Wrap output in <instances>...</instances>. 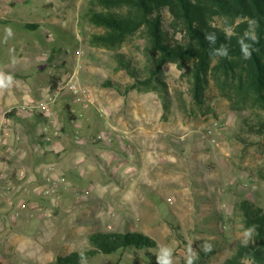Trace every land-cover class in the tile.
I'll list each match as a JSON object with an SVG mask.
<instances>
[{"label":"rangeland","instance_id":"obj_1","mask_svg":"<svg viewBox=\"0 0 264 264\" xmlns=\"http://www.w3.org/2000/svg\"><path fill=\"white\" fill-rule=\"evenodd\" d=\"M87 7L88 0H0V115L28 116L27 105L48 94L49 89L43 90L53 78L75 70L77 95L86 99L80 107L92 119L89 145L106 143L117 153L119 169L137 181L132 201L106 208L84 200L82 186L62 187L47 198L48 210L63 213L57 223H49L39 238L22 236L15 254L8 251L6 227H0V264H45L58 255L86 250L87 237L95 231L141 232L155 241L152 253L161 264L164 249L171 251V264H194L197 246L207 244L215 250L204 264H219L247 233L240 202L264 213V136L248 127L251 113L264 117V110H232L209 77L202 102L195 103L189 64L163 67L165 100L150 90L126 92L134 79L118 68L116 56L129 59L142 78L147 39L137 32L116 47L92 43L90 36L104 30L87 20ZM162 19L165 25L171 22L167 13ZM27 24L38 27L27 30ZM73 98L70 93L60 96L57 116L77 114ZM66 133L71 142V132ZM118 176L113 184L122 185ZM7 190L3 196L9 198ZM24 202L20 197L14 206L19 209ZM5 203L13 214L12 205ZM143 263L140 256L122 252L98 254L82 264Z\"/></svg>","mask_w":264,"mask_h":264},{"label":"trees","instance_id":"obj_2","mask_svg":"<svg viewBox=\"0 0 264 264\" xmlns=\"http://www.w3.org/2000/svg\"><path fill=\"white\" fill-rule=\"evenodd\" d=\"M122 8L124 12L113 11ZM164 13L171 18L169 25L164 24ZM85 15L104 30L90 36L92 43L116 47L137 32L145 35L142 78L129 59L116 56L118 68L134 79L126 92L150 90L165 100L163 67L173 63L181 69L189 64V90L195 103L202 102L209 77L232 110H264V0H88ZM37 27L27 24L24 28ZM56 80L53 78L51 89ZM251 114L248 127L264 136V117ZM239 208L247 233L228 248L230 254L219 264H264V213L245 200ZM87 243L86 250L58 255L45 264H82L98 254L122 252L140 256L143 264H161L152 253L155 241L141 232L95 231L88 235ZM197 249L194 264H204L215 250L207 244Z\"/></svg>","mask_w":264,"mask_h":264},{"label":"crops","instance_id":"obj_3","mask_svg":"<svg viewBox=\"0 0 264 264\" xmlns=\"http://www.w3.org/2000/svg\"><path fill=\"white\" fill-rule=\"evenodd\" d=\"M48 89L51 85L43 93ZM87 101L93 104L91 99ZM80 106H75L78 107L75 115L60 112L52 119L41 115L12 114L3 118L0 115V227H6L7 248L12 255L20 250L22 236L25 240L39 238L49 223H57L63 213L48 210L47 198L58 194L62 187L82 186L87 195L84 200L101 202L106 208H113L114 203L127 206L132 201L137 181L130 177L129 171L119 169L117 153L106 143L89 145L87 131L92 119ZM43 126L59 133L46 145L39 140ZM108 126L115 128L111 122ZM68 131L71 142L67 140ZM75 134L81 141L74 138ZM118 175L124 180L122 185L113 184L112 179ZM6 188L9 198L3 196ZM20 197L25 202L17 209L14 203ZM5 201L12 205L13 214Z\"/></svg>","mask_w":264,"mask_h":264},{"label":"built area","instance_id":"obj_4","mask_svg":"<svg viewBox=\"0 0 264 264\" xmlns=\"http://www.w3.org/2000/svg\"><path fill=\"white\" fill-rule=\"evenodd\" d=\"M81 54L80 52L78 53ZM78 64V63H77ZM63 93H70L74 95V98L72 100L73 103H82L85 102V98L82 96L77 95L78 93V85H77V72L75 70L71 71L69 74H67L65 77H61L58 79L55 83V86L53 89H49L48 94L43 99H38L36 101H31L29 105H27V109L29 112V115H41L45 118H54L57 115V107L60 105V96ZM68 106V104H65ZM21 109H25L23 106H21ZM75 108L72 107L70 110H68L71 114L75 113ZM98 111L102 112L101 109ZM1 117H5V113L1 115ZM58 130L54 132H50L47 126H43L40 133H39V140L43 144H48L52 142L53 138L57 136ZM75 139H78L79 136L77 134L74 135ZM97 140L102 139L100 135L96 136ZM111 140L108 138L107 142H110Z\"/></svg>","mask_w":264,"mask_h":264},{"label":"clouds","instance_id":"obj_5","mask_svg":"<svg viewBox=\"0 0 264 264\" xmlns=\"http://www.w3.org/2000/svg\"><path fill=\"white\" fill-rule=\"evenodd\" d=\"M0 83H2V81H0ZM163 256H164V259L162 261V264H171L170 259H168L171 256V251L168 249H164Z\"/></svg>","mask_w":264,"mask_h":264}]
</instances>
